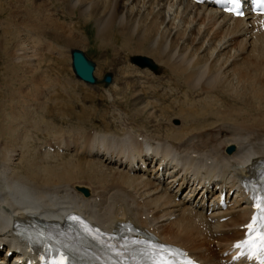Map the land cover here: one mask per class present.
I'll return each instance as SVG.
<instances>
[{
    "label": "bare ground",
    "instance_id": "6f19581e",
    "mask_svg": "<svg viewBox=\"0 0 264 264\" xmlns=\"http://www.w3.org/2000/svg\"><path fill=\"white\" fill-rule=\"evenodd\" d=\"M72 3L77 6L80 0H73ZM99 3L100 0H93L91 4L83 6L84 11L91 10L92 5ZM120 14L118 24L125 25L120 31L122 45L132 52L144 56L155 54L156 51L157 54L163 53L169 50L172 42L175 45L179 43L180 35L182 41H187L193 35L196 41L210 45L213 34L222 33L219 41L212 43L218 51V56H215L217 60L214 59L216 66L223 61L230 63L243 52L244 47L242 51L229 49L231 55L221 53L232 45L231 41L235 43V40L242 41L243 38L245 50L250 49L252 53H257L253 67L256 66V71L262 76L257 79L253 75L255 86L247 102L232 109L221 110L218 94H226L232 100L244 98L237 92L233 79L228 78V71L224 70L220 74L214 69L210 70L207 83H215L213 87L218 89L214 92L216 94L205 93L208 99L207 102L205 100L207 104L200 114L201 122L191 125L186 131V128L183 131L163 130L159 126L156 132L143 131L144 134L141 135L134 133V129L121 133L123 136L119 137L120 134L105 135L100 130L87 135L84 130L79 134L83 141L77 143L76 148L87 152V170L76 168L54 171L41 166L36 157L24 155L22 150H25L26 144L16 139L17 129L0 125V264H25L21 259L25 257L27 250L22 240L14 235V221H31L39 215L59 217L70 208L91 212L92 216L102 222H109L110 225L123 218H138L157 230L163 239L186 245L198 258L209 264L222 263L216 256L213 240L221 242L225 239L231 243L243 235L240 225L248 220L251 210L241 191L243 184L240 182L247 178L252 164L259 158H264V30L253 31V19H229L227 14L218 12L215 7L195 4L189 0H124ZM100 20L97 24V38L101 43L113 38L111 34L115 28L107 22V16L101 22ZM108 31H111L110 36L107 35ZM241 31L245 36L236 38ZM169 39H172L171 43L168 42ZM213 52L214 50L211 53ZM211 57L213 58L212 55ZM130 61L139 69L154 73L152 76L149 71L144 70L147 72L144 75L157 77L163 72V68L156 72L148 66L141 67L133 62V57ZM203 61L206 62L204 59ZM153 62L159 68L158 62ZM171 62L170 59L168 64L171 70L187 76L190 81L200 80L202 84L201 79L205 74L199 71L194 74L193 70L189 73V67L185 66L184 69L182 65L181 69L177 63L178 67ZM195 69L199 70L198 67ZM141 80L142 78H137L134 81L136 89L133 98L144 104L146 102L140 96L142 89L140 91L139 87L143 85ZM114 81L115 79L111 85ZM240 82L243 83L244 80L241 78ZM111 85L105 87L106 90ZM147 106L148 103L143 109ZM191 112L189 114H194ZM148 113L150 114V110ZM144 128L142 129L145 130ZM66 149L69 151L70 148L67 146ZM45 150L46 155L52 153ZM55 151L52 154H66ZM116 151L124 156H113ZM133 152L140 156L136 160L137 164ZM158 155L159 161L149 166ZM143 163H148V168H144ZM85 181L92 186L84 183ZM218 188H226L229 195L234 190L231 196L234 204L223 211L213 210L206 213L207 201L214 199L213 194ZM137 197L142 198L143 202H138ZM227 214L230 217L221 221L220 218ZM11 249L12 262L7 258Z\"/></svg>",
    "mask_w": 264,
    "mask_h": 264
},
{
    "label": "rangeland",
    "instance_id": "374dc122",
    "mask_svg": "<svg viewBox=\"0 0 264 264\" xmlns=\"http://www.w3.org/2000/svg\"><path fill=\"white\" fill-rule=\"evenodd\" d=\"M92 1L80 0V3L74 6L73 0H0V125L17 129L16 139L26 144L25 150H22L24 155L36 157L41 166L54 171L89 169L87 152L76 148L77 143L83 141L79 134L84 130L87 135L95 129L94 131L100 130L105 135L120 134L119 137H122L125 131L134 129V133L141 135L144 134L143 131L156 132L159 126L163 130L183 131L186 128V131L191 125L201 122L200 114L204 111L208 99L206 94H216L214 92L218 88L213 87L215 83H207L208 74L212 69L220 74L224 73V70L228 71V78L233 79L237 92L244 98L232 100L226 94H218L217 99L222 104L221 110L238 107L240 103L251 98L255 86L253 75L257 76V79L262 75L256 71V66L253 67L257 53H252L250 49L245 50L242 35L236 36L242 38V41L234 39L235 43L231 41L232 45L221 53L231 55L229 49L242 51L244 47L243 52L230 63L223 61L217 66L218 51L212 43L218 42L222 33L215 34L216 36L213 34L212 45H203V42L196 41L193 35L188 37L187 41H182L180 35V44L176 45L169 39L171 44L169 50L165 51L169 57L165 52L157 54L158 51L148 56L158 62V72L163 68V72L159 73L161 76L152 77L154 73L150 70L139 69L130 61L132 55L141 53L132 52L122 45L120 31L125 25L120 26L118 23L124 0H100L99 4L92 5L91 10L84 11L83 6L91 4ZM106 16L107 22L113 25L115 30L113 34L108 31L107 35L111 34L113 38L101 44L97 38V24L99 19L101 22ZM201 46L206 49H201ZM76 47L83 49L95 61V73L99 77L106 71L114 72L115 81L109 89L106 90L102 85L86 84L87 82L76 77L71 65V50ZM169 58L172 60L171 64L178 65L181 69L189 67V73L194 71L196 74L199 71L205 74L201 79L202 84L200 80L195 82L192 79L191 82L187 76L171 70ZM183 60L188 61L189 66ZM196 66L199 70L195 69ZM144 70L149 71L152 76L144 75ZM137 78H142L140 96L148 103L144 109L146 103L140 104L133 98L136 89L134 81ZM185 78L187 80L184 82ZM241 78L243 83L240 82ZM187 114L190 115L189 123L186 120ZM65 137H71L74 145L66 143ZM140 138L143 139L142 136ZM50 140H65L69 151L65 152L66 154L46 155L42 145ZM19 151L21 150H17ZM84 183L91 185L88 181ZM137 201L143 202L139 197Z\"/></svg>",
    "mask_w": 264,
    "mask_h": 264
},
{
    "label": "snow or ice",
    "instance_id": "6c2138e0",
    "mask_svg": "<svg viewBox=\"0 0 264 264\" xmlns=\"http://www.w3.org/2000/svg\"><path fill=\"white\" fill-rule=\"evenodd\" d=\"M232 8L230 11L239 12L240 0H230ZM264 4V0H260ZM264 192V189L261 190ZM254 213L252 220L245 226L247 228L246 236L243 240L237 241L234 245L236 248L246 250L248 259H255L259 264H264V195L257 194L255 198ZM159 251L156 252L155 264H178L179 258L184 257L179 264H194V262L187 257V255L180 249H170L165 245L156 246ZM240 255H245L241 252ZM54 264H66V258L61 256Z\"/></svg>",
    "mask_w": 264,
    "mask_h": 264
},
{
    "label": "water",
    "instance_id": "95a60500",
    "mask_svg": "<svg viewBox=\"0 0 264 264\" xmlns=\"http://www.w3.org/2000/svg\"><path fill=\"white\" fill-rule=\"evenodd\" d=\"M73 67L77 75L84 78L90 82H99V80L94 75L95 63L89 59L83 50L74 49L73 50ZM134 61L139 64H149L152 67L156 68V64L152 60L145 56H135L133 57ZM104 81L109 82L111 80L110 74H105Z\"/></svg>",
    "mask_w": 264,
    "mask_h": 264
}]
</instances>
